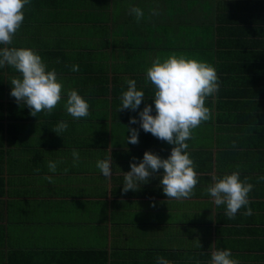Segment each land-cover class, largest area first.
<instances>
[{
  "label": "crops",
  "instance_id": "crops-1",
  "mask_svg": "<svg viewBox=\"0 0 264 264\" xmlns=\"http://www.w3.org/2000/svg\"><path fill=\"white\" fill-rule=\"evenodd\" d=\"M133 7L144 13L139 22ZM24 16L8 47L39 54L65 95L50 115L32 117L10 96L19 73L0 68V264H210L214 249L264 264V0H30ZM172 54L212 65L220 83L206 99L212 118L186 141L199 183L183 201L163 194L162 169L122 192L130 163L146 151L167 159L173 147L129 124L146 104L155 115L146 70ZM128 80L145 100L118 111ZM68 90L89 103L88 117L67 114ZM62 121L68 128L58 136ZM129 128L139 131L137 145L127 143ZM109 156L110 181L96 167ZM237 166L254 186L252 215L241 208L228 219L206 189L212 174Z\"/></svg>",
  "mask_w": 264,
  "mask_h": 264
},
{
  "label": "clouds",
  "instance_id": "clouds-1",
  "mask_svg": "<svg viewBox=\"0 0 264 264\" xmlns=\"http://www.w3.org/2000/svg\"><path fill=\"white\" fill-rule=\"evenodd\" d=\"M30 0H0V68L10 66L18 77L11 79L10 96L20 105L23 103L30 110L32 117L44 113L50 115L63 99L64 84L59 79L55 69L48 70L41 56L31 48L8 47L12 45L19 32L25 16V6ZM137 21L144 13L139 7L130 9ZM153 14H157L153 12ZM73 72L79 70L73 65ZM154 87V111L152 105L146 104L139 112V120L132 117L129 124L139 123L145 133H150L160 141L173 145L167 159L146 151L142 161L130 163V171L124 173L123 193L137 191L138 186L147 184L150 179L156 178L155 173L163 170L160 176V186L167 199L183 201L195 195V188L199 183L195 171L194 161L190 158L186 141L192 139V132L203 122L212 118V110L206 107V99L215 97L219 92L220 83L216 69L202 61L189 59L183 55L172 54L163 61L158 56L151 67L146 70V83ZM127 91L121 96V107L118 111H136L145 100L143 91L137 90L135 80L127 81ZM64 108L74 120H80L90 115L89 103L76 90H68ZM68 124L60 122L53 132L57 135L66 131ZM131 133L127 143H139V131L135 128L127 129ZM59 136V135H58ZM74 166L79 161V153L72 152ZM136 158H133L135 161ZM96 167L107 179L112 177V157L97 160ZM49 171L55 172L56 162H49ZM239 166L237 171L222 178L212 174V183L206 192L216 206H226L225 215L228 219H235L241 208L247 210L245 216L252 215L249 193L253 185L248 183V177L240 179ZM44 179L53 183L51 176ZM264 180V176L259 178ZM154 206V205H153ZM157 264H171L163 257H158ZM210 264H239L232 258L228 249L213 250Z\"/></svg>",
  "mask_w": 264,
  "mask_h": 264
}]
</instances>
